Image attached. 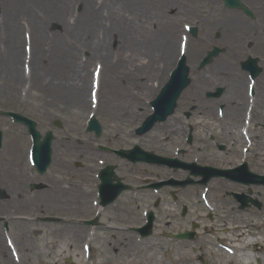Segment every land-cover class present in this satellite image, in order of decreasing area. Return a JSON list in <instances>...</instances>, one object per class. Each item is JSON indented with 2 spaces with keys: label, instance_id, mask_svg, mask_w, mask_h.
<instances>
[{
  "label": "rangeland",
  "instance_id": "1",
  "mask_svg": "<svg viewBox=\"0 0 264 264\" xmlns=\"http://www.w3.org/2000/svg\"><path fill=\"white\" fill-rule=\"evenodd\" d=\"M36 1L42 4L45 1L54 2V0ZM102 2H104V6L102 7L103 16H100L102 17L101 26L95 27L90 36V38L97 39L101 42L102 45L105 46L104 50L106 51L103 52L106 55H103V58H100L101 61L99 59L97 60L98 62L95 61V65H98V87L100 88L94 98L96 102H93L92 99H90L92 91L91 81L95 74L93 70L95 62L91 56V54L94 55V53H92L93 50L89 47L94 46L90 45L89 41L85 40V37L80 39V41L77 39L76 42H73V37L67 39L68 36H65L64 33L61 34V24L50 23L49 25H42L47 26L46 31L48 40L56 39L53 37V35L56 34L59 36L63 35L64 43H62V45L65 43L70 44L72 42V45H69V47L66 46L68 48H72L74 46L72 56L70 55L72 66H74V64H76V66L85 65L87 68V71L85 72L87 78L84 91V101L83 104L76 105L71 101L73 95L76 93L75 87L70 85L71 80H69V78L72 76L71 70L64 69L62 62H60L61 58L54 54V50L56 49L53 43H49V47H43V53L41 56L32 60L31 35L27 30L21 29L20 57L18 61L20 62V67L21 62L23 61V71H20L22 73L21 79L17 84H11L10 82L4 80V75H0V130L4 135V151H7V148H10V145L13 146V144H10L13 141H17L18 144H16V146H21L20 148L23 150L27 145L25 140L19 141V138L23 135L22 133L26 134L24 128L20 125L11 124L7 117H3L2 113L6 112L18 113L29 118V120L31 119L35 121L37 123V128L41 133H44L47 130H52L53 134L56 136L67 137L70 141L72 149L74 148L76 151L79 150L78 148L80 146L83 147L86 145L89 147L93 146L92 144H96L97 142L100 143V141H96L92 135L85 133L86 124L87 121L90 120V116H94L97 119L104 131V134L106 133L105 136L109 137L112 134L118 135L119 140L118 142L113 143L112 147H117L121 144L127 145L128 147L132 146L131 142L122 138V135L131 131L132 128H135L144 119L147 115L145 111L148 110V103L154 98V95L158 93L160 87L162 86L163 81L162 79L160 80V74H163L165 79L166 72L172 70V65L170 64V66H167L168 64H165L166 61L163 58H160L163 56V49L161 48L164 46L163 42L167 39L165 36H167L168 32L167 34L163 33L164 28L158 27V24L155 21H151V24H147L143 21L142 26L146 25V28L149 26V30L146 29L147 31L144 34V37L146 38L145 41L149 45L150 49L148 56H150L151 63L148 69L151 70L155 66L156 73L153 75V72V74L150 75L148 72L149 70H146L147 73H149V76H145L147 79L145 78L142 80L147 83V87L151 90L149 93H137V90L133 87V83L126 82L123 78L124 76H130V73L133 72L131 69V63H128L131 61L129 54L124 55L123 49L120 50L119 45L112 42V35L102 31L104 22L107 21V24H105L109 27L114 23V16L111 15L110 11L108 13V9H114L115 7V10H117L118 6H120V9L122 8L121 12L128 16V8L125 4H122V2L118 0H90L89 3L97 5V8ZM1 4H3V2ZM154 5L159 7V4H151V9H149L150 12L153 16H155V18L160 17L161 20H164L161 17L163 11H159ZM2 6L3 5H0V24L1 22H4L5 19V13ZM138 14H140L139 10L135 12L136 17L139 18L140 16ZM158 14H160V16H158ZM172 14L173 12H169V14H166L169 16L165 17L167 20H170L171 16L172 20L170 22L173 23L176 18L172 16ZM55 15L52 16L54 17ZM90 15L91 12H87L84 0H78L77 3L71 1L67 4L66 12L62 16H58V18H62L63 24L71 31L74 30L75 32V27L79 28L77 18L83 16L88 17ZM16 16L18 19L15 18V21L19 20L21 26L29 28L28 22L26 21L27 14L19 13L16 14ZM109 27L106 29H109ZM42 28L45 29L44 27ZM97 31H100V33L96 34ZM3 32L5 33V31H2V36L0 31V39L4 37ZM122 32L126 33L125 29H123ZM173 42L174 43H171L173 45L172 59H174L176 55V45L178 44L176 35ZM5 46L6 42L4 40H0V59H3V50H5ZM124 46H126V44ZM121 57L122 60L119 66L120 69L117 71V75H112L111 70L108 74L103 72L104 76L101 77L100 74L103 61L108 63V65H114L119 59H121ZM123 61L124 63L127 61L128 65H123ZM185 64L188 65L190 69V77L193 79V73H196V64L189 61ZM162 65L165 67L161 68ZM206 71L207 70H205V72ZM114 83H117L115 84V87ZM115 88L119 89L116 91ZM56 120L61 122V130L53 127L52 123ZM154 135L162 136L164 135V132L162 131L161 133ZM199 135L204 139V134L199 133ZM60 141L61 142L59 144L61 145L65 142L64 140ZM205 141L208 142V140ZM198 146L199 145L194 142V148ZM211 153H215L214 157ZM167 155H172V150L168 149ZM218 156L219 155L214 148L210 152L208 162L206 163H208V165L214 164L213 161ZM69 159L71 172L83 174L84 171L75 170L72 163L74 161L83 163L84 161L82 156L80 154L71 153V157ZM222 160L225 159L222 158ZM7 166L11 168V165ZM25 166L26 163L24 162L23 167ZM92 169H94L93 165L88 167L85 171L89 174ZM260 170L262 172V169ZM64 184H70L67 178H64ZM84 190H86V193L88 194L85 200L81 197L79 200L80 203H77L75 202V199L78 198L71 195L67 198L68 202L65 203L62 208L52 207V211L50 213H46L47 215L45 214L46 216L56 218L54 222L44 224L38 221V223L34 224L33 222L28 223L25 221L23 223L22 249L24 247L31 252V264H48L49 262L45 263L42 261V254H53L52 257L47 255L50 257L51 264H53V261L54 264H78L75 262V258L71 252H69V255L66 258H60L58 255L59 253L56 254L61 248L60 244L54 245L49 242L51 238L50 233H54L56 228L61 227L63 220H79L78 222L80 223L81 228H83V232L85 234L95 233L98 238H104L105 235H108L109 242H113L119 238H130V240L136 242L141 248L138 250V257L144 251H147V254L152 253L155 255L154 260L152 262L149 261L148 264H229L227 261L231 258V256L225 249V246L232 245V243L237 240L238 236L245 232L249 234H259L264 232V208L257 216H254V214L253 216H244V214H237L233 212L229 223L227 222L223 225H219L220 231H217L216 224H212L214 227L213 229L209 226V230L206 231L204 235L199 236L198 246L193 245V249L197 251V254L194 255L190 250L192 244L188 242L185 243L183 241H174L164 237L165 234L180 233V231L188 229L186 220H180L178 211L173 209V203L168 194L166 195V200L158 212L157 221L154 224L152 235L146 239H140L137 237L135 229L142 225V219L139 216L141 205H137V203L132 200H126L127 203L122 207H108L106 211L93 210L92 212H89L88 209L90 207L95 208V206H93L94 204L88 200V197L89 195H92V192L88 186ZM211 190H213L214 194H216V196L218 195V197L219 195H223L224 191H229L228 189H225V187H220L219 183L212 184ZM228 199H225L228 205H233L234 202L232 199ZM189 200V202L196 206L195 210H199V215L205 213L198 203V199L195 195L194 198ZM210 201L215 202L213 200ZM183 202L186 203L185 205H189L187 201L180 200L178 203ZM227 203H225V210L228 208ZM72 207L77 208V210L73 212L71 210ZM135 218L136 220H133ZM91 220H95V224L93 226H87L85 222ZM198 223L200 224L199 232H202V225H209L208 220H206L205 217L202 223L201 220H198ZM217 240L225 245H223V247L219 246L215 243ZM97 245L101 246L103 243L98 241ZM105 247H107V245H105ZM262 251L263 250L259 246L250 248V254L255 255L256 257H261ZM85 255H87V253ZM58 256L59 259L55 258ZM138 259L139 258L135 259L134 264H145L142 260ZM126 261L127 259L125 260L123 258L120 262L124 264ZM258 262L259 259L256 258L253 261V264H261V262ZM121 263L118 261V263L116 262L115 264ZM105 264L113 263L108 262ZM232 264H235V262Z\"/></svg>",
  "mask_w": 264,
  "mask_h": 264
},
{
  "label": "flooded vegetation",
  "instance_id": "2",
  "mask_svg": "<svg viewBox=\"0 0 264 264\" xmlns=\"http://www.w3.org/2000/svg\"><path fill=\"white\" fill-rule=\"evenodd\" d=\"M237 1L249 11L250 17L244 13L242 8H228L223 0H173L174 8H171L170 12L193 23L196 29V40L195 49L192 53L198 55L197 60L206 51L218 47L222 50V53L218 56L216 62L223 64L222 67L226 69V72H233L235 64H240L246 60L253 59L257 61L261 72L253 80L255 87L251 96L254 99L264 81V0ZM226 65L231 67L227 68ZM230 81H232L231 78ZM223 83L226 84L228 81L224 80ZM196 86H199V84L196 83ZM243 89L245 90L244 84ZM196 99L197 94L191 92L185 95L177 105L170 121L171 128H169V131H174L171 139L167 140L168 138L165 135L157 137L146 135L137 138L140 141V149L153 152L159 157H166L168 149L175 150L178 148L177 146L184 144L187 133L191 129V145L186 148L185 153L181 156L183 163H195L225 171H237L239 168H243L247 173L263 175L264 165L257 159L264 154L262 149L264 121L246 119L248 107L251 106L254 111L261 106L259 104L242 103L234 121H229L224 112L230 105L220 103L218 99H211L210 103L193 102ZM164 129L167 130V127L165 126ZM232 131L240 136L238 144L232 140ZM199 133L205 135L204 139ZM61 138L65 139L64 137ZM101 138L102 143L97 146L95 155L97 169L94 174L75 173L73 174L75 175L74 180L80 183L89 181L94 183V187L104 185L105 188L114 192L118 189L116 178H119L123 184L131 189L118 197L116 202H120L124 206L127 203L126 200H132L137 205L146 206L153 199L157 200V205L160 206L162 198L166 195V187L153 192L150 186L152 183L165 182L168 169L160 164H134L121 160L112 152L102 151L103 149H101V145L113 149L112 145L118 142V136L115 134L109 137L103 135ZM56 139H60V137ZM205 140H208V142ZM194 142L199 146L194 148ZM168 143L170 144L168 145ZM132 147H127V149ZM52 148L56 151L59 160L56 161L50 173L43 176L37 175L33 170L29 173L23 172L21 168L22 161L17 160L15 154H12L11 168L8 166L0 168L1 173L6 172L5 175L0 174L1 177H5V180L0 179V191L3 194V199L0 200V264H14L7 252L6 238L9 236L16 239L19 236L18 215L23 212L31 213L32 211H39L41 214L49 212L55 203L61 204L63 197L67 195V192H60V189L64 178H67L69 182L71 179L68 157H70L72 150L68 142L62 145L53 143ZM214 148L219 156L213 161L214 164L208 165L206 163L209 159L208 156ZM76 152L82 157L88 155L86 147H81ZM211 155L214 157L215 153H211ZM222 158L225 160H222ZM99 162H101V165ZM105 167H110L106 169L108 172L99 173ZM7 172L11 174L12 182H9L6 178L8 177ZM174 174L181 181L187 177L188 171L181 167L174 171ZM31 181H35L38 187L32 190L30 188ZM224 183L233 186L238 185L226 181ZM10 184L14 185L17 190H10ZM56 188L58 196L54 195ZM62 192L63 194H61ZM248 194L249 197L253 196L258 200L262 198V193L259 190L255 193L249 189ZM194 195L195 191L187 188L179 191L178 194V196L187 200L194 198ZM231 196L236 198L233 195ZM99 202L100 200H98ZM192 214V217H196L198 212L194 210Z\"/></svg>",
  "mask_w": 264,
  "mask_h": 264
},
{
  "label": "bare ground",
  "instance_id": "3",
  "mask_svg": "<svg viewBox=\"0 0 264 264\" xmlns=\"http://www.w3.org/2000/svg\"><path fill=\"white\" fill-rule=\"evenodd\" d=\"M71 1H74L75 3L78 2V0H54V2H44L43 4L36 1V0H6L3 1L2 8L4 9V22H1L0 24V31L2 34V31L4 30V37L0 39L1 41L6 42L5 50H3V59H0V75H4V80L10 82L11 84H17L18 81L21 79L22 73L20 71H23L22 62L21 67L19 66V54H20V31L27 30L30 33V40L32 44L31 49V55L32 60L36 57L41 56L43 53L42 48L47 46L49 47V43H53L56 50H54V54L58 55L57 57L61 58L60 62H62V66L65 70L70 69L72 76H70L69 80H71L72 86L75 87V94L73 95L71 101L76 104L80 105L83 104L84 101V91L86 86V66H72V61L70 60V57L72 56V50L74 49V46L72 48H68L69 45H72V42L69 44H63V35L59 36L54 34L53 37L56 39L48 40L46 27L42 26L43 24H50V23H58L61 24V34L64 33L65 36H68L67 39L73 37V42H76L78 39H82L85 37V40L89 41L90 45H93L94 47H89L94 53V55L91 54L92 59L94 62H98L97 60L100 58H103L104 54L103 52H106L104 50L105 46L102 45L101 42H99L97 39L90 38L91 32L94 31V28L97 26H101V20L102 17H100L102 14V7L104 6V2L100 4L96 8L97 5H93L90 2V0H84L86 3V10L87 12L90 11L91 15L88 17H78V24L79 28H76V31H71L66 25L63 24L62 18H58V16H62L66 12V6ZM122 2V4H125L128 8L129 15L126 16L124 13L121 12L122 8L120 9V6H118L117 10L114 9H108L111 12V15L114 16L113 24L109 27L107 26V21L103 23V30L107 34H111L113 39V43H117L119 45L120 50L123 49L124 55L129 54L130 56V62L131 63V69L132 73H130V76H124V81L133 83V87L138 92H150V88H148L147 83L142 79H147L145 76L156 73L155 66L153 69L149 70V66L151 63V59L149 55V45L146 43V38L144 37V34L147 30H149V26L146 28L145 26H142L143 21H145L147 24H151V21H155L158 24V27H163L164 32H168L167 38L163 44V56L162 58L166 61L165 64H168L167 66L172 65L173 62H175L174 59H172L173 54V35L175 28L171 27V24L169 21L166 20V17L164 14H161V17L164 20H161V18H155L153 14L150 12L149 9H151V4H159V7L154 5L159 9V11H163V9L170 10L171 8H174V5L172 3L173 0H118ZM119 2V3H120ZM118 5V4H117ZM139 10L140 14H138L140 17H136L135 12ZM27 14L26 21L28 22L29 28H25L24 26L20 25V21H15L18 17L16 14ZM99 13V14H98ZM57 16H56V15ZM158 14V16H160ZM52 15H55L54 17ZM24 16V15H23ZM14 18V19H13ZM58 18V19H57ZM24 20V19H21ZM106 23V24H105ZM44 27L45 29H43ZM109 27V29H106ZM162 28V29H163ZM125 29L126 33L122 32V30ZM147 29V30H146ZM66 30V32H65ZM100 31H97L96 34H99ZM227 33V31H226ZM3 36V34H2ZM108 36V35H106ZM52 37V38H53ZM78 37V38H77ZM24 40V38H23ZM56 40V41H55ZM61 40V41H59ZM25 42V41H24ZM23 42V43H24ZM74 44V43H73ZM126 44V46H124ZM68 46V47H66ZM103 49V50H102ZM126 49V50H125ZM99 51V52H98ZM24 53V52H23ZM190 56V60L194 61L197 60V54L192 52H187ZM71 55V56H70ZM121 59L118 60L117 64L114 65H108V63L103 61V66L101 67V77L104 76V73H109L111 71L112 75H117L118 69H120V63ZM163 60V61H164ZM174 60V61H173ZM101 61V60H100ZM93 66L94 72H97L95 68V64ZM119 63V65H118ZM127 61H123V65H128ZM118 65V66H117ZM19 66V67H18ZM227 68H230L231 66L226 65ZM89 67V66H88ZM165 67V66H164ZM100 68V67H99ZM81 69V71H80ZM149 71H148V70ZM149 73H147V71ZM226 69L222 67L221 63L215 62V64L212 67H209L208 71L205 72L203 75H199L198 82L202 83V86L211 84L212 82L217 81H228V86L230 85L231 91L226 96L227 104L230 105L226 109L225 117L229 119V121H234L236 118V115L239 111V107L242 105L243 100H245V94L246 90L243 91V83H244V76L243 74H236L232 71L226 72ZM116 72V73H115ZM159 73V72H158ZM163 73V72H162ZM147 74V75H146ZM232 79L233 82H229V79ZM162 79L163 82H165V79L163 75L160 74V80ZM93 90L100 89L98 87V76L95 74L93 76V79L91 81ZM260 83V82H259ZM114 83V87L116 86ZM153 84V83H152ZM163 84V83H162ZM221 84V83H220ZM159 86V85H158ZM261 89L258 90V97L256 98V104H259L261 106V116L258 117L259 120L262 122L264 121V81L260 85ZM116 89V88H115ZM119 89V88H118ZM116 89V91L118 90ZM210 103V102H208ZM148 113V111H145ZM232 140L234 143L238 144L240 142V136L237 133H234V131L231 132ZM262 149L264 150V138L262 141ZM12 150V148H11ZM16 159L19 161H23L21 158V153L19 150H16L15 152ZM259 162L264 165V154L257 159ZM1 166V165H0ZM3 166V165H2ZM1 170V169H0ZM7 171V170H6ZM3 173V174H2ZM0 172L1 175H5L4 172ZM0 175V179H4L5 177ZM11 174L7 172L6 177L9 182H12L11 180ZM13 175V173H12ZM4 182V181H1ZM9 189L14 191L17 190L14 185L10 184ZM57 191H54L56 193ZM71 210L75 212L77 208L72 207ZM89 212H92L95 210V208L90 207ZM87 211V209H86ZM249 210H244L243 214L244 216H249ZM23 225V223H21ZM21 225V226H22ZM41 234V233H40ZM50 240L49 242L51 244H60V250L57 251L56 254L60 256V258H66L69 255V252L72 253L73 257L75 258V262L78 264H105L108 262H111L115 264L116 262L121 263L122 259L124 258L127 261L124 264H134L135 259L139 258L142 260L145 264H148L149 261H153L155 258L154 254H147V251H144L141 255L138 257V250L141 249L140 246L136 243L130 240V238H123V239H116L113 242H109L108 235H105L104 238H98V236L93 234H85L83 232V228H81L80 223L77 220H63L62 226L59 228H56L54 230V233H50ZM98 241L102 242L103 245L98 246ZM68 242V243H67ZM107 245V247H105ZM259 246L263 251L261 257H256L255 255L250 254V248ZM83 249H87L89 251V255L84 257ZM231 251V258L228 259L227 263L232 264L235 262V264H253V261L258 258L261 262V264H264V232L261 233H252L249 234L247 232L240 234L235 240L232 245L229 247ZM82 252V254H81ZM21 263L22 264H31V252H29L27 249L23 247L21 249ZM52 257L53 254H42L41 259L43 262L48 264H51L50 257ZM79 255V256H78ZM55 257V258H58ZM138 259V260H139ZM54 264V261H53ZM122 264V263H121Z\"/></svg>",
  "mask_w": 264,
  "mask_h": 264
},
{
  "label": "water",
  "instance_id": "4",
  "mask_svg": "<svg viewBox=\"0 0 264 264\" xmlns=\"http://www.w3.org/2000/svg\"><path fill=\"white\" fill-rule=\"evenodd\" d=\"M210 58H207L201 66L206 65L209 62ZM183 63V62H182ZM180 64L179 69L173 74V77L169 84L163 89L162 93L153 103L152 107L154 108L155 115L148 118L147 121L142 126L143 129H140L138 132H146L153 126L156 121H163L167 115L171 114L172 109L174 107V103L182 90L186 87L188 81L186 80L187 69L184 64ZM14 120L19 123L24 124L29 133L35 137L34 144L35 149L33 150V160L36 162V167L40 170V172H44L46 167L50 162V143H51V133L46 134V140L43 142H39V134L35 130V123L29 121V119L22 117L18 114H8ZM59 126V124H56ZM89 130H95L96 133L100 131V128L96 121L93 119L90 123ZM149 231H143L142 235L147 236ZM181 237V236H180ZM184 237V236H183Z\"/></svg>",
  "mask_w": 264,
  "mask_h": 264
}]
</instances>
